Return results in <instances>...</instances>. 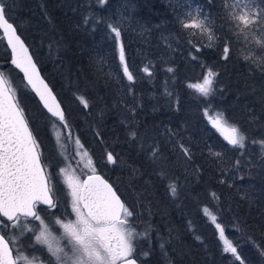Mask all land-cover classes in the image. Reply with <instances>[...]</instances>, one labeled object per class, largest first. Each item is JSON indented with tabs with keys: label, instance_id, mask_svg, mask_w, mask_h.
Segmentation results:
<instances>
[{
	"label": "trees",
	"instance_id": "1",
	"mask_svg": "<svg viewBox=\"0 0 264 264\" xmlns=\"http://www.w3.org/2000/svg\"><path fill=\"white\" fill-rule=\"evenodd\" d=\"M190 2L201 5L216 22L218 39L212 47H186L187 34L173 26L177 20L174 0H137L135 13L147 21V30H122L121 43L132 73L141 75L149 68L151 74L138 84L126 83L120 70L113 67L119 60L117 55L116 61L112 60L115 41L107 25L114 24L117 0H106L104 5L98 0H8L7 18L61 101L65 120L70 119L65 93L74 102L82 98L87 102V107L76 111L78 120L91 115L97 120L103 147L117 158L112 165L114 173L102 174L146 224L148 239L136 250L137 260L142 264H239L224 251L220 229L205 211L210 209L224 228L240 230L256 243L255 248H238L241 259L264 263V153L248 150L256 145L253 141L264 140V74L256 67H261L260 59L254 55L251 63L245 61L244 57L250 56L248 48L231 35L223 19L222 0H187V5ZM86 16L90 18L87 24ZM175 31L178 42L171 34ZM226 39L230 44L227 59L223 54ZM5 46L0 31V70L13 71L20 80L21 74L8 62ZM40 50L57 53V62L50 64V58L47 63L40 61ZM207 67L217 74L215 90L204 97L193 89L199 98L186 82L196 85ZM7 74L4 77L11 84ZM121 82L126 90L119 87ZM28 93L38 117L50 121L53 117L30 90ZM16 98L21 99L18 92ZM210 107L222 110L243 129L248 138L245 149L233 148L209 125L205 110ZM128 117L135 119L133 127L128 125ZM81 121L74 127L83 135ZM28 122L38 135L35 123ZM166 128L190 147V162H185L178 149L172 151V143L163 134ZM131 131L138 132L139 138L131 137ZM156 144L163 158L154 162L151 152ZM217 152L223 154L219 160L211 154ZM238 159L242 171L233 179L225 170ZM239 178L251 187L238 189ZM172 183L177 186L176 196L169 192Z\"/></svg>",
	"mask_w": 264,
	"mask_h": 264
},
{
	"label": "snow or ice",
	"instance_id": "2",
	"mask_svg": "<svg viewBox=\"0 0 264 264\" xmlns=\"http://www.w3.org/2000/svg\"><path fill=\"white\" fill-rule=\"evenodd\" d=\"M98 3L104 5L106 0H98ZM8 7L6 0H0V29L8 37L7 43L12 52L11 64L24 74L27 84L35 91L47 112L65 122L64 113L41 79L28 48L17 35L14 25L9 23ZM222 8L223 19L231 35L245 48L255 46L264 50V0H222ZM201 15V11L197 9L195 15L188 12L178 17V22L184 30L199 29L207 37L208 47H212L218 39L216 22L208 16L201 19ZM84 22L89 23L90 18L86 16ZM107 27L110 34H114L124 76L132 82L134 76L126 63L121 28L113 23H109ZM219 30H223V25ZM229 53L230 44L226 39L223 48L225 59ZM244 59L249 63L253 60L250 56H245ZM256 67L264 74V68L259 65ZM167 71L172 72L173 69L168 68ZM144 72L149 73V68L145 67ZM216 75L209 69L203 83L192 87L202 96L208 97L215 90ZM4 83L3 74L0 73V264H31L25 252L35 251L36 245L46 246L50 254L49 260L42 261L41 264H52L53 260L55 264H138L135 242L138 237H147V232L139 233L131 226L133 212L117 194L118 188L95 174L94 167L91 169L93 174L83 181L72 177L67 179V186L71 190V211L76 219L68 222L56 219L55 224L60 225L63 231L59 237L53 235L52 225L48 222V217L53 213L48 210H58L59 204L54 178L45 172V165L38 151L40 145L33 136L24 109L15 93L9 92ZM82 102L85 107L88 106L83 99ZM205 111L207 113L208 110ZM222 117L221 113L212 121L213 127L224 134V139L230 146L245 149L248 139L246 135L237 126H229ZM64 126L67 127V124ZM163 134L172 143V151L178 149L185 162H190V147H186L182 140H177L176 134L170 128H166ZM129 135L139 138L136 131H131ZM76 143L80 144L79 139ZM252 143L259 144L264 151V140ZM211 154L218 160L223 155L218 152ZM151 156L154 162L163 158L160 156L159 144L152 147ZM106 159L110 164L117 163L112 152L107 153ZM92 163L89 160V164ZM236 163L239 164L240 160ZM169 192L172 196L177 195L175 183L169 185ZM39 206H46V209ZM42 212L45 213L44 216L41 215ZM215 220L216 217L213 216V221ZM216 228L220 229V236L223 238L224 231L219 223ZM26 234L35 238L28 246L21 241ZM224 243V251L231 253L240 264H244L238 247L228 240ZM261 255H264V251Z\"/></svg>",
	"mask_w": 264,
	"mask_h": 264
},
{
	"label": "rangeland",
	"instance_id": "3",
	"mask_svg": "<svg viewBox=\"0 0 264 264\" xmlns=\"http://www.w3.org/2000/svg\"><path fill=\"white\" fill-rule=\"evenodd\" d=\"M117 1H118L117 4L118 10H117V15L115 16L114 19V25H118L121 28V33L122 30L132 31L136 28H139V30L141 31H146L147 21L139 14L135 13L137 0H117ZM174 1H175L174 6L176 7L175 17L177 20L173 26L174 28H176L175 30L179 29L180 32L187 34L185 41L186 47H189L191 45L200 47L201 44H205L203 46L208 47L209 41L207 37L205 35H202L199 29H190V30L182 29L178 22V17L183 16L188 12H192L193 15H195L197 9L201 11L202 14L200 17L201 19H203V16H208L209 19L212 20L211 16L197 2H190L187 5L186 3L187 0H174ZM7 2L8 0H6V3ZM159 17L163 18L164 16L163 14L162 15L160 14ZM171 34L175 36L177 42L180 41V39L176 35L177 34L176 31L172 32ZM164 38L169 39V35L168 36L165 35ZM167 41L169 42V40ZM114 46H115L113 51L114 56L112 57V60L116 61V55L118 56V60H119V54L116 43ZM247 50H248V55H250V57L254 58L255 56L258 55L259 58H255V59L256 60L260 59V65L261 67H264V50L256 48L255 46H253V48H248ZM109 52H110L109 55L111 57L112 52L111 51ZM56 54L55 53L48 54L47 52L43 53L41 52V50L38 52L40 61L47 63V58H50L51 60L50 64H52V60L54 64L57 62ZM126 63L128 65L127 59H126ZM113 67L114 69L120 70V72L123 75L124 81H126V83H132L137 81L136 84H138L141 78L146 76L147 74L143 70L141 75H137L135 73H132L129 69V71L134 76V81L130 82L127 80V77L124 76L123 66L121 65L120 61H118V64H114ZM208 67H207V71L204 74V77L209 71ZM2 73H4L3 75H5V73H8L10 75V79L12 80L13 83L9 79L11 83L9 84V87L12 90V92L15 93V96L17 95V92L20 94L21 99L18 100L17 98V100L19 101L20 106L24 109V111L27 110L29 112L30 116L29 117L26 116L27 120L30 119L35 123L38 131V135L36 134L38 142L40 144H43V146L52 147L57 151L56 159H54V164L52 163V160L49 159L48 162H46L47 165L46 167L49 171L50 176L54 178L56 199L59 201L58 210H48L53 213L51 217H48V222L52 225L53 235L59 237L62 234L63 230L62 228H60V225L55 224V220L60 219L63 222H68V221H74L76 219L75 214L72 213L71 211V196H70L71 190L67 186V179L69 177H72L74 179H78L82 181V178L86 174L92 173L91 169L93 167L95 168V172L99 171L103 174L114 173V170L112 168L113 164L108 163L106 159L107 153L110 151L106 150L105 147H103V139L101 137L100 127L98 126L97 120L94 119L92 115L89 117L87 116L82 117V121L76 118L78 116L76 111H79V109L83 107V105H85L82 102V99L83 101H85L84 98L80 99V102H74V100L65 93L64 100H65V105L69 110L70 119L67 118L65 122H61L55 118H52L49 121L50 118L45 117L48 121L47 122L46 120L41 118V116L38 117L35 109V104L32 101L33 98L30 97V93H28L29 88L24 83L22 77L19 76L20 77L19 80L17 78L18 76H16V74L13 71H10L6 68L3 69ZM204 77L196 85L202 84ZM192 84L193 82L188 81L186 82V87L189 88L191 91L195 89L196 92H198L196 88L192 87ZM119 87L123 90L127 89V86L124 85L122 82L120 83ZM193 92L195 96L200 98V96L195 91ZM210 109L211 111L210 112L207 111L206 117L209 125H211L212 127H213L212 121L215 120L222 113L223 114L222 119L226 120L229 126L235 125L241 131L243 130L239 125L232 123V121H229V119L226 118V114L222 110L212 109V107L208 108V110ZM131 119L132 118L128 117L127 121H130L128 125L130 127H133L134 122L132 121H135V119L134 120ZM80 121L82 122L81 123L82 130L84 131L83 135L80 133V130L74 127V124L77 125L80 123ZM65 123L67 124V127L64 126ZM125 127H127V124ZM213 128L218 132L219 135H221L224 138V134H222L221 131H218L215 127ZM77 139H79L80 144L76 143ZM258 141H261V139H259ZM248 150L253 152L258 151L264 153V151L261 150V146L259 144L248 147ZM89 160H91L93 163L89 164ZM56 162L58 163L56 164ZM238 165L239 164L235 163L234 165L227 166L225 170V174L235 179V174L242 171V167H238ZM236 183L238 185V189L240 190H246L245 188L251 187L250 183L247 182L245 179L243 180V178L237 179ZM207 214L210 215L212 217L211 219L213 220V216H215V214L212 212V210L207 209ZM41 215L44 216L45 213L42 212ZM215 221L217 224L219 223L217 221H221V220L216 219ZM131 226H133L135 230L139 233L146 232V224L143 218L139 214L133 213V217L131 218ZM221 228H223L224 231V237L222 238V241L228 240L238 248L245 247L248 245L249 246L251 245L250 247L255 248L254 244L256 243L251 241L250 236L248 237V235L243 233L242 231L237 229L228 230L224 228L222 225ZM146 238L148 239V237H144V236L137 238L135 242L136 250L142 247V244L145 242ZM34 239H35L34 236L30 234H26L25 237L21 238V241L24 245L28 246L33 243ZM225 246L226 245L224 243V247ZM25 255L28 256L29 260L31 261V264H41L42 261L47 262L50 256V254L47 252L46 246L43 245H36L35 251L28 250L25 252ZM243 261L244 264H264L260 260H243ZM52 264H55L54 260Z\"/></svg>",
	"mask_w": 264,
	"mask_h": 264
},
{
	"label": "water",
	"instance_id": "4",
	"mask_svg": "<svg viewBox=\"0 0 264 264\" xmlns=\"http://www.w3.org/2000/svg\"><path fill=\"white\" fill-rule=\"evenodd\" d=\"M9 23H12V24H13V22H11V21H9ZM13 25H14V24H13ZM14 27L16 28V33H17V35L20 36L21 40L24 42L25 46L28 48L29 55L32 57L31 50H30L28 44L25 42V40H24V39L22 38V36L19 34V32H18V30H17V27H16L15 25H14ZM0 31H1V33H2V35H3L4 42H5L6 46H7L8 51H9V55H10V59H9V61H8L9 64H10L15 70H17V71L21 74L24 83L28 86V88L30 89V91L32 92V94L34 95V97L36 98V100H37V102L39 103V105L43 108V110H44L47 114H49L50 116H52L51 113H48V112H47V109H45V108L43 107V103L40 101V99H39V97L36 95L35 91L32 90V89H31V86L27 84L26 80L24 79V74H23L19 69H17L14 65L11 64L12 52H11V48H10V46H9L8 43H7L8 37H7V35L4 33L3 29H0ZM32 59H33V57H32ZM33 61H34V59H33ZM34 62H35V61H34ZM0 65H1V61H0ZM36 66H37V64H36ZM37 69H38V71H39V74H40L41 79L44 80V83H45V84L48 86V88L51 90L52 95L55 97L56 103L59 104L60 109L63 111L64 116L66 117L65 109H64V107H63L61 101L59 100L58 96H57L56 93L54 92V90H53V88L51 87V85L49 84V82H48V81L46 80V78L43 76V74H42V72H41V69H40L38 66H37ZM0 73H2L1 70H0ZM3 79H4V82H5V83H4V87H5L9 92H12V91L10 90V87H9V85H8V83H7V81H6L5 77H4V75H3ZM12 93H13V92H12ZM53 117L59 120L58 117H55V116H53ZM29 127H30V125H29ZM30 129H31V128H30ZM91 174H93V173H88V174H86V175L82 178V181L85 180V179H87V177H88L89 175H91ZM95 174L100 175L103 179L107 180L110 184H112V183H111V182H110V181H109V180H108V179H107V178H106L101 172L96 171ZM113 187H114V186H113ZM114 188H115V187H114ZM117 194L120 196V194H119L118 192H117ZM120 197H121V196H120ZM121 199H122V201L124 202V200H123L122 197H121ZM124 203H125V202H124ZM45 207H46V206H45ZM122 218H123V217H122ZM138 264H142V263L138 260Z\"/></svg>",
	"mask_w": 264,
	"mask_h": 264
},
{
	"label": "flooded vegetation",
	"instance_id": "5",
	"mask_svg": "<svg viewBox=\"0 0 264 264\" xmlns=\"http://www.w3.org/2000/svg\"><path fill=\"white\" fill-rule=\"evenodd\" d=\"M32 132H33V130H32ZM33 136L37 140V137H36L34 132H33ZM37 142H38V140H37ZM38 144L40 145V147L38 148V151L41 153V160H42L43 165H45V172H46V174H49V171H48V169L46 167L47 166L46 162H48V160L51 159L52 163L54 164V159H56L57 151L55 149H53L52 147L43 146V144H40L39 142H38ZM57 163L58 162H56V164Z\"/></svg>",
	"mask_w": 264,
	"mask_h": 264
},
{
	"label": "bare ground",
	"instance_id": "6",
	"mask_svg": "<svg viewBox=\"0 0 264 264\" xmlns=\"http://www.w3.org/2000/svg\"><path fill=\"white\" fill-rule=\"evenodd\" d=\"M10 21V20H9ZM14 24V23H13ZM31 54H32V52H31ZM32 57H33V59H34V61H35V63H36V60H35V58H34V56H33V54H32ZM37 64V63H36ZM37 66H38V64H37ZM39 67V66H38Z\"/></svg>",
	"mask_w": 264,
	"mask_h": 264
}]
</instances>
